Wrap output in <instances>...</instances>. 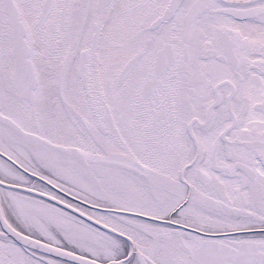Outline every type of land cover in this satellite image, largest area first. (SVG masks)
<instances>
[{
    "label": "snow or ice",
    "instance_id": "obj_1",
    "mask_svg": "<svg viewBox=\"0 0 264 264\" xmlns=\"http://www.w3.org/2000/svg\"><path fill=\"white\" fill-rule=\"evenodd\" d=\"M0 264H264V0H0Z\"/></svg>",
    "mask_w": 264,
    "mask_h": 264
}]
</instances>
